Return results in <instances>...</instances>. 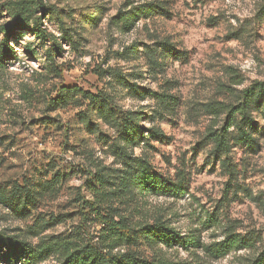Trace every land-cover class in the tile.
Instances as JSON below:
<instances>
[{"label":"rangeland","instance_id":"rangeland-1","mask_svg":"<svg viewBox=\"0 0 264 264\" xmlns=\"http://www.w3.org/2000/svg\"><path fill=\"white\" fill-rule=\"evenodd\" d=\"M29 1L0 0L10 30L0 31V236L53 253L12 264H62L63 243L148 262L250 264L264 251V90L246 116L226 110L264 82V0ZM143 4L160 10L122 33L119 14ZM26 6L58 53L33 21L15 25ZM88 96L141 112L143 135L160 139L126 152L176 193L122 191L123 144ZM96 207L123 220L126 241H112ZM158 223L186 247L147 243L139 229ZM231 239L248 247L224 251Z\"/></svg>","mask_w":264,"mask_h":264},{"label":"trees","instance_id":"trees-1","mask_svg":"<svg viewBox=\"0 0 264 264\" xmlns=\"http://www.w3.org/2000/svg\"><path fill=\"white\" fill-rule=\"evenodd\" d=\"M28 5L34 4V1L26 2ZM157 10L160 8L152 5V4H143L139 5L135 8H132L129 11H125L119 14L118 23L121 27L122 33L130 31L134 25L139 22L141 19L148 18L150 15L157 13ZM25 11L27 13H25ZM29 6H26L22 13L25 15H20L15 22L17 27L27 28L30 26V22H32V27L34 29L36 37L44 40L45 42L51 43L52 52L58 53L59 47L56 43H54V35L47 32L46 29H43L40 25L39 18H35L32 20L31 15L28 13ZM29 15V16H28ZM118 25V24H117ZM16 28V26L11 29ZM0 31H2L6 36L10 34V30L7 27H1ZM163 50L167 48L166 45L163 46ZM5 51V49H4ZM136 50H134V53ZM2 53H0V57ZM153 65H157L154 63ZM264 90V82L254 83V85L243 92V106L236 108L234 106H227L226 113L228 116L235 114H242V116H246V111L249 109V106L255 99L254 96L258 92ZM92 101L95 105V110H97L98 117L102 119L106 124L110 126V128L114 129L117 133V137L119 143L123 144L120 152L117 154V158L120 160V165L124 167V170L118 171L122 173V177H120V185L122 186V191L124 193H130L132 190H138L143 193H155L159 195H165L166 193L174 194L177 189L174 185L168 183L163 180L159 176H157L154 172L150 171L148 163L143 160H139L138 158H134L130 156V153H127L126 150L140 145L142 142H148L150 139H160L158 138L160 135L158 132H153L150 130L146 135H143V128L139 126V122L141 118V112H122L118 111L112 106L108 100L103 97H96L94 99L91 96L85 97ZM230 107V108H229ZM164 109L167 108V104H164ZM245 120L248 121V119ZM232 124L228 125V128L231 127ZM207 137H210L212 143H214L215 147L217 146L221 151H227L228 148V140L222 134L217 135L216 132L208 133ZM243 140L248 139L244 133L241 137ZM149 139V140H148ZM147 146V143L144 144ZM118 147V146H115ZM45 188L52 190L51 187L48 186V182L45 183ZM104 193V190L102 191ZM26 196H30L28 193ZM98 207L95 209V216L98 219L99 223L106 227L112 234V241H126L130 230L126 227L125 223L122 221L115 222L113 221L112 215L104 216L99 212ZM141 231L142 238L146 240L147 243H160L166 245L167 247H172L174 245H178L180 247H186L187 241L184 240L178 233L174 232L172 229H169L162 224H154L152 226H143L139 229ZM114 236L116 239H114ZM123 237V240L121 239ZM63 247L61 248L63 263L62 264H186V263H173L168 261H145L142 259L135 258L130 255H122V256H112L110 254H103L102 252L93 251V250H84V249H73L71 244L63 243L61 244ZM193 246H197L196 244H191ZM58 246L57 244L54 247ZM224 251L228 249H236L240 250L245 247H248L247 244L242 242V239H231L230 243L225 245ZM117 247V246H116ZM5 248L6 253L0 257L1 260L7 261V263L12 264L22 259L23 256H27V258L34 261H44L49 257L51 253H53V249L48 247L46 250H41L39 252L31 249L26 243L18 242L15 240H10L3 236H0V252L1 249ZM114 249V248H111ZM224 253H222L223 255ZM24 259V258H23ZM250 264H264V251L260 253Z\"/></svg>","mask_w":264,"mask_h":264}]
</instances>
